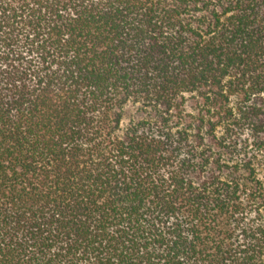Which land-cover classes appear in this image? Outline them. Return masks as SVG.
I'll list each match as a JSON object with an SVG mask.
<instances>
[{"label":"trees","instance_id":"16d2710c","mask_svg":"<svg viewBox=\"0 0 264 264\" xmlns=\"http://www.w3.org/2000/svg\"><path fill=\"white\" fill-rule=\"evenodd\" d=\"M0 264H264V0H0Z\"/></svg>","mask_w":264,"mask_h":264}]
</instances>
